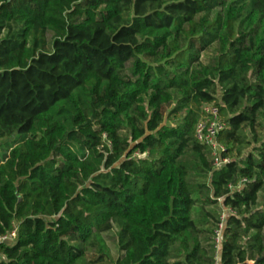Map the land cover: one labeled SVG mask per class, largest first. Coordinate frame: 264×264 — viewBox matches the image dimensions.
<instances>
[{
    "label": "trees",
    "instance_id": "16d2710c",
    "mask_svg": "<svg viewBox=\"0 0 264 264\" xmlns=\"http://www.w3.org/2000/svg\"><path fill=\"white\" fill-rule=\"evenodd\" d=\"M1 140L0 264H87L114 224L93 263L264 264V0H0ZM195 195L231 211L218 248Z\"/></svg>",
    "mask_w": 264,
    "mask_h": 264
},
{
    "label": "rangeland",
    "instance_id": "374dc122",
    "mask_svg": "<svg viewBox=\"0 0 264 264\" xmlns=\"http://www.w3.org/2000/svg\"><path fill=\"white\" fill-rule=\"evenodd\" d=\"M44 40L43 48L45 51L51 50V43H52V34L50 32H46L42 36ZM213 55V49L209 48L205 52H203L200 56V61L204 64H206L209 59ZM169 109H167V112ZM6 140L0 141V157L3 155L5 150L4 142ZM147 154H138L135 153L134 157H145ZM193 181L196 183H204L206 182V179L202 178L201 176L194 175L192 177ZM264 193L261 192L259 195V200L262 203ZM194 199H196L195 205L193 206L191 217L195 220L196 224L199 227H204L207 229L208 227L212 228L214 230V233L217 231L218 224L215 226V218L219 215L220 219L225 214H228V211L221 207L220 202L216 203H210L209 201L205 200L204 197L201 195H195ZM119 232L120 228L117 225H113L112 229L108 232L100 234L98 237L94 238L93 242L96 243V246L92 247L90 246L85 254L86 262L87 264H95L93 261L99 256L98 249L101 245L100 239L102 240L103 244L106 246L111 261H116L118 258L122 256V251L119 248ZM106 264L109 263V261L105 262ZM250 264H253V262H250Z\"/></svg>",
    "mask_w": 264,
    "mask_h": 264
},
{
    "label": "built area",
    "instance_id": "2783aa9c",
    "mask_svg": "<svg viewBox=\"0 0 264 264\" xmlns=\"http://www.w3.org/2000/svg\"><path fill=\"white\" fill-rule=\"evenodd\" d=\"M225 128V122L223 121L219 107L215 103H204L200 107L199 120L195 126L194 136L197 142L210 151L212 166L214 169L222 168L229 159L223 158L221 153L225 150L224 146L218 142L217 138L219 133ZM230 213V210H227ZM225 222V214L221 217V221L218 224L217 231L215 232V244L218 248L223 225ZM17 227H14L13 231L0 236V243H5L16 238ZM219 258L216 256V264H218Z\"/></svg>",
    "mask_w": 264,
    "mask_h": 264
}]
</instances>
